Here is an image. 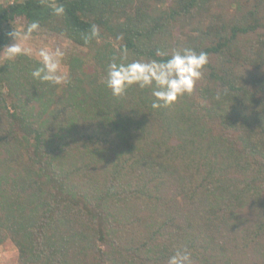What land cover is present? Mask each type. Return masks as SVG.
Masks as SVG:
<instances>
[{
  "label": "trees",
  "instance_id": "obj_1",
  "mask_svg": "<svg viewBox=\"0 0 264 264\" xmlns=\"http://www.w3.org/2000/svg\"><path fill=\"white\" fill-rule=\"evenodd\" d=\"M32 21L70 83L0 55V244L15 264H167L181 247L195 264H264V0H0V51ZM183 48L209 62L171 107L105 86L114 57Z\"/></svg>",
  "mask_w": 264,
  "mask_h": 264
},
{
  "label": "clouds",
  "instance_id": "obj_2",
  "mask_svg": "<svg viewBox=\"0 0 264 264\" xmlns=\"http://www.w3.org/2000/svg\"><path fill=\"white\" fill-rule=\"evenodd\" d=\"M51 7L57 16L64 14L62 4H52ZM38 21L30 22L26 27L14 28L9 33L14 41L5 46L0 55H7V59L14 60L19 55L33 53L30 41L33 33L38 32ZM38 57V66L31 72L33 80L41 84L63 86L70 83L66 65H64L65 52L61 46L44 45L35 50ZM156 56L160 60L128 61L127 56L119 59L113 58L106 69L105 86L111 90L113 96L124 95L128 88L135 85L139 89H152L155 98L151 104L153 109L171 107L183 96L194 93L197 82L203 78L204 68L208 64V54L204 51L197 53L194 49L183 48L168 52L157 49ZM216 100L220 95L215 96ZM167 264H195L191 249L178 248L167 260Z\"/></svg>",
  "mask_w": 264,
  "mask_h": 264
},
{
  "label": "rangeland",
  "instance_id": "obj_3",
  "mask_svg": "<svg viewBox=\"0 0 264 264\" xmlns=\"http://www.w3.org/2000/svg\"><path fill=\"white\" fill-rule=\"evenodd\" d=\"M20 28H21V24L20 25L17 24L16 29H20ZM12 43H14L13 40H11V42L8 45H11ZM44 45L57 46L49 38H41V37H36V36L33 37L29 45L33 48V53L31 56L38 59V57L36 56L35 50L40 47H43ZM70 48L72 50L74 49V50L79 51L85 56L88 54V51L86 48L78 47L77 45H73L72 43H71ZM16 251H17V248L13 246L12 243L10 242H3L2 244H0V264H15Z\"/></svg>",
  "mask_w": 264,
  "mask_h": 264
}]
</instances>
